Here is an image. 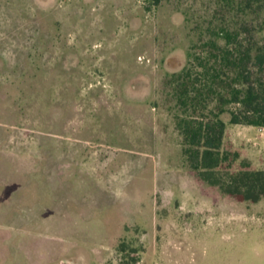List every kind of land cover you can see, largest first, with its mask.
Here are the masks:
<instances>
[{"label": "rangeland", "instance_id": "1", "mask_svg": "<svg viewBox=\"0 0 264 264\" xmlns=\"http://www.w3.org/2000/svg\"><path fill=\"white\" fill-rule=\"evenodd\" d=\"M225 32L237 36L236 54L264 47V0H0V128L13 129L14 143L32 145L37 133L58 126L86 128L94 143L110 148V164L118 157L141 166L133 180L141 185L133 211H84L78 224L64 223L59 231L41 211L45 223L29 222V232L17 230V213L7 212L0 236L8 235L12 245H0L7 253L0 264L52 257L48 248L35 260L17 256L19 245L33 240L110 253L100 262L71 257L64 264H120L122 243L140 258L137 264H264V200L237 202L198 181L183 163L175 127L174 118L186 112L175 94L185 73L191 97L209 103L194 115L215 110V93L228 99L240 84L232 69L214 62L212 43L222 49L218 36ZM199 63L210 76L217 69L214 93L204 91L211 78ZM246 67L250 83L264 88V70ZM229 117L220 115L225 123ZM233 140L264 168V132L228 128L224 148ZM156 235L162 237L155 242Z\"/></svg>", "mask_w": 264, "mask_h": 264}, {"label": "crops", "instance_id": "2", "mask_svg": "<svg viewBox=\"0 0 264 264\" xmlns=\"http://www.w3.org/2000/svg\"><path fill=\"white\" fill-rule=\"evenodd\" d=\"M59 82L61 88L62 81ZM65 82L70 88L72 81ZM228 128L243 133L256 131L259 135L264 132V127L229 125L225 130V140ZM13 132V129L0 128V217L6 216L7 212H16V216H11L16 218L17 230L29 232V222L42 227L46 218L41 211H45V217H50L49 222L58 231L66 223L78 224L79 215L84 211H133L141 189L140 183H134V178L141 173V166L135 161L126 163L123 157L121 162H117L116 157L110 164L105 154L110 148L105 143H94L92 130L58 126L51 134L37 133L38 142L34 145L25 144L23 139L14 143L11 138ZM20 132L25 138L28 136L26 130ZM236 142L229 141L228 147L249 160L253 169H264L253 164L252 158L246 156L242 146ZM125 148L133 150L132 146H125L122 150ZM95 152L99 154L94 155ZM154 178L157 181L156 175ZM54 215L65 218V222H57ZM9 238L1 235L0 245L11 246ZM61 245L60 241L55 246V243L43 245L33 240L21 243L16 254L22 260H35L43 254V248L51 249L49 255L52 257L45 261L40 257L36 264H64L71 257L89 261L93 256H97L100 262L105 257L101 250L94 255L86 246L78 251V246L71 243ZM6 255L5 251H0V260L4 261Z\"/></svg>", "mask_w": 264, "mask_h": 264}, {"label": "trees", "instance_id": "3", "mask_svg": "<svg viewBox=\"0 0 264 264\" xmlns=\"http://www.w3.org/2000/svg\"><path fill=\"white\" fill-rule=\"evenodd\" d=\"M218 37L223 42V48L220 49L215 41L212 43L218 50L214 62L229 70L232 69L236 81L240 84L231 89L228 99L219 92L215 93L217 100L215 110H209L206 115L203 113L194 115L197 107L205 110L209 103H202L205 99L196 101L191 97L194 91L188 90L185 81L191 75L190 72L185 73L186 76L181 79H184L183 83L177 85L175 91L178 107L186 110L184 115L174 118L176 130L182 139L181 155L183 163L195 174L198 181L217 188L221 194L237 202L256 204L264 200V169H253L250 161L241 158L239 152L224 147L225 130L228 125L264 127V88L251 84L249 73L246 71L247 64L264 70V47H251L244 54H236V35L225 32ZM199 66L204 69V76L209 77V70L205 65L199 63ZM216 70H212L215 74L211 73L209 77L211 83L204 84L203 89L208 94L214 93L213 81L219 77ZM182 71L186 72V69ZM228 104H235L239 108L227 111ZM190 110L191 113H188ZM225 112L230 116L226 123L220 118ZM235 164L238 166L236 169L233 168ZM125 246L122 243L118 248L122 255L121 263L137 264L140 258L131 257Z\"/></svg>", "mask_w": 264, "mask_h": 264}, {"label": "flooded vegetation", "instance_id": "4", "mask_svg": "<svg viewBox=\"0 0 264 264\" xmlns=\"http://www.w3.org/2000/svg\"><path fill=\"white\" fill-rule=\"evenodd\" d=\"M159 227L161 228V226L159 225V226H157V225H155V230H156V233H160L161 232V229H159ZM157 228V229H156ZM133 230V229H132ZM135 231H137V232H139L138 230H136L135 229ZM159 236H161V235H156V237H155V242H156V240H158L157 238L159 237ZM166 236V235H165ZM162 237V236H161ZM69 264V263H68Z\"/></svg>", "mask_w": 264, "mask_h": 264}]
</instances>
